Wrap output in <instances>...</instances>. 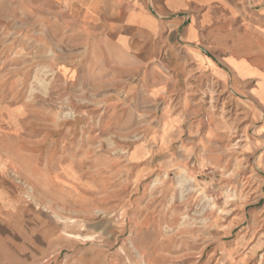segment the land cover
<instances>
[{
	"label": "rangeland",
	"instance_id": "1",
	"mask_svg": "<svg viewBox=\"0 0 264 264\" xmlns=\"http://www.w3.org/2000/svg\"><path fill=\"white\" fill-rule=\"evenodd\" d=\"M232 5L199 27L223 74L207 94L174 56L90 68L80 21L0 0L5 188L37 244L17 264H264V95L229 85L230 60L264 67V0Z\"/></svg>",
	"mask_w": 264,
	"mask_h": 264
},
{
	"label": "crops",
	"instance_id": "2",
	"mask_svg": "<svg viewBox=\"0 0 264 264\" xmlns=\"http://www.w3.org/2000/svg\"><path fill=\"white\" fill-rule=\"evenodd\" d=\"M36 2L38 5H46L47 10L54 14L60 15L59 12L63 11L67 13L69 20L80 21L82 26L87 27L89 35L79 34L76 38L82 47L79 51L91 55L90 68L106 70L112 63L118 62V54H122L124 58V54L127 56L136 53H146L149 59L153 55H161L166 68H172L168 60L174 56V67L187 70L191 84L197 91L205 86L207 94L214 90L215 76L223 75L214 58L204 53L196 43L202 36L199 27L207 28L219 17L212 6L217 5L230 13L233 8L232 0H137L139 6L134 4V0ZM188 13L190 20L185 25L184 14ZM260 14L264 16V8ZM262 36L264 37V32ZM229 63L232 73L229 85L239 98V91H245L243 85L249 80L255 81L254 88L246 91L254 89L264 95L263 66L237 60H230ZM251 71H254V76H250L253 73ZM172 78L171 74L168 81H172ZM257 80L260 82L256 83ZM168 81L165 83H172ZM219 83L222 86L224 84ZM258 83L260 87L257 86ZM2 106L0 103V108ZM14 115L15 118L20 117L16 110ZM0 116H6L1 109ZM18 121L21 122V119L18 118ZM3 123L0 119V264H17L24 256L33 255V252L37 255V244L33 245L34 231L25 225L19 199L5 188L6 174L14 165L13 148L17 147V137L14 133L7 134L2 128ZM18 151L22 153V148L18 147Z\"/></svg>",
	"mask_w": 264,
	"mask_h": 264
},
{
	"label": "bare ground",
	"instance_id": "3",
	"mask_svg": "<svg viewBox=\"0 0 264 264\" xmlns=\"http://www.w3.org/2000/svg\"><path fill=\"white\" fill-rule=\"evenodd\" d=\"M18 179V178H17ZM133 248H134V250H135V252L137 253V254H139L140 252H139V250H137V248H135L134 246H133ZM139 249V248H138ZM142 252V251H141ZM140 256H141V254H140ZM144 256V255H143ZM139 257V256H138ZM142 257V256H141Z\"/></svg>",
	"mask_w": 264,
	"mask_h": 264
}]
</instances>
